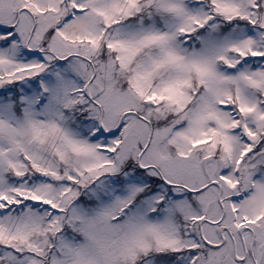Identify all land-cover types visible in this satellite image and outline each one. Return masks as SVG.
I'll list each match as a JSON object with an SVG mask.
<instances>
[{"label":"snow or ice","instance_id":"6c2138e0","mask_svg":"<svg viewBox=\"0 0 264 264\" xmlns=\"http://www.w3.org/2000/svg\"><path fill=\"white\" fill-rule=\"evenodd\" d=\"M0 264H264V0H0Z\"/></svg>","mask_w":264,"mask_h":264}]
</instances>
